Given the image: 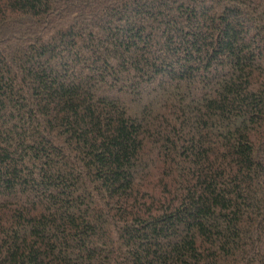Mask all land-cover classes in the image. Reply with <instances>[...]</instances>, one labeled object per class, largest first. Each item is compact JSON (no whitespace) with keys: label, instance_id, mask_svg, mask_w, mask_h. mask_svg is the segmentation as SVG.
<instances>
[{"label":"trees","instance_id":"1","mask_svg":"<svg viewBox=\"0 0 264 264\" xmlns=\"http://www.w3.org/2000/svg\"><path fill=\"white\" fill-rule=\"evenodd\" d=\"M0 264H264V0H0Z\"/></svg>","mask_w":264,"mask_h":264}]
</instances>
